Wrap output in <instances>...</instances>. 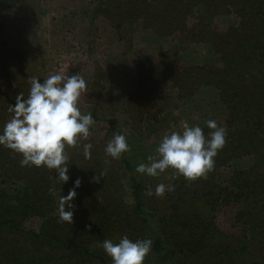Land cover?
I'll return each instance as SVG.
<instances>
[{
	"label": "trees",
	"instance_id": "1",
	"mask_svg": "<svg viewBox=\"0 0 264 264\" xmlns=\"http://www.w3.org/2000/svg\"><path fill=\"white\" fill-rule=\"evenodd\" d=\"M26 1L0 0V12ZM262 6L258 0H98L96 13L106 17L120 40L129 37L128 50H132L131 36L139 23L152 31L154 41L171 42L157 49L156 57L143 50L133 52L137 89L128 99L127 113L144 123H159L162 112L153 103L164 98L161 92L166 88L180 100L212 97L224 114L218 126L227 130L226 143L205 176L172 179L174 170L169 168L174 191L152 198L155 206L149 207L134 161L128 152L123 153L109 179L97 181L106 196L94 226H80L76 210L84 196L87 201L96 198L95 167L90 158L71 150L87 139L77 146L66 145L67 183L56 180L55 170L44 166L21 167L22 156L0 146V264H112L101 244L105 239L118 243L124 235L130 240L152 239L144 264H264ZM184 41L211 46L218 55L217 64H181L178 43ZM101 90L95 91L96 99L102 98ZM15 99L0 89V128L11 119L7 109ZM99 107L96 102L94 121L110 122L104 142L114 134L126 137L107 116L99 114ZM202 130L208 137L212 129ZM78 178L81 183L75 188L70 224L59 219L53 194L69 192ZM128 185L133 204L125 206L121 200ZM221 204L236 209L235 221L241 231L233 241L211 230ZM30 222H37L36 227L27 228Z\"/></svg>",
	"mask_w": 264,
	"mask_h": 264
},
{
	"label": "rangeland",
	"instance_id": "2",
	"mask_svg": "<svg viewBox=\"0 0 264 264\" xmlns=\"http://www.w3.org/2000/svg\"><path fill=\"white\" fill-rule=\"evenodd\" d=\"M260 1L264 3V0H258ZM97 2L98 0H27L24 4L0 12L1 91L8 96L16 97L20 93L28 96L33 78L42 81L49 73L56 72H64L67 75L80 74L86 82V89L78 101L81 114L92 115L95 104L98 103L99 109L102 108L99 114L107 116L112 121L111 124L126 133V140L130 146L128 154L134 161L135 170L138 164L148 163L149 156L157 157L156 148L163 136L172 131L182 132L184 122L189 126L198 125L203 129L207 127L208 120H215L217 125L224 120L223 112L218 109L212 97L197 96L180 100L175 94L172 95L174 91L170 92L167 88L161 92L164 98L153 103L155 110L162 112L163 115L159 123L149 121L144 123L130 116L126 109L128 99L137 89L133 52L143 50L146 54L156 57L157 49L165 48L171 42L154 41L152 31L139 23L135 25V32L131 36L132 50H128L126 45L129 37L123 41L118 38L117 32L106 17L96 13ZM231 9L233 11L232 7ZM178 44L181 64L210 67L216 65L219 60L218 55L207 44L185 41ZM89 49L93 52H89ZM97 75L100 76V80ZM100 87L102 90L99 94L103 95L98 100L95 98V91ZM109 124L110 122L106 121L95 122L85 143L78 144L81 148L77 146L71 149L76 155L90 158L95 167L93 174L97 177L94 181L97 187L93 193L96 198L87 201L84 196L83 202L77 201L80 203L77 205L79 210H76L80 226L96 224L95 215L101 211L106 196L103 194L104 191L102 192L103 187L98 185L109 179L113 166H118L119 159H113L105 153L107 143L104 139L109 132ZM88 143L92 145L91 154L85 157L82 147ZM136 174L142 184L144 196H148L146 194L148 188L153 191V195L146 198L148 207L155 206L150 200L157 199L154 194L157 184L170 183L168 169L157 177L137 172ZM103 186L108 188L107 183ZM67 195L66 190L54 192L53 199L57 209L61 196ZM117 199L116 196L115 201ZM121 201L125 206L133 204L129 185L126 186ZM71 203L73 204V200ZM218 208L219 211L214 213L212 233L230 236V240L234 236H239L241 230L235 221L236 209L232 204H221ZM80 214L82 219L79 218ZM36 225L37 222H30L27 228H35Z\"/></svg>",
	"mask_w": 264,
	"mask_h": 264
},
{
	"label": "clouds",
	"instance_id": "3",
	"mask_svg": "<svg viewBox=\"0 0 264 264\" xmlns=\"http://www.w3.org/2000/svg\"><path fill=\"white\" fill-rule=\"evenodd\" d=\"M86 89V82L80 74L67 75L64 72L49 73L42 81L31 80L27 98L20 93L15 104L9 105L12 113L0 128V146L22 156L20 166H44L55 170V179L67 183L69 180L65 147L77 146L90 134L95 123L91 113L81 114L78 101ZM206 126L213 131L205 137L200 126L183 123L182 132L166 133L156 148L157 157L149 156L148 163H140L136 172L150 177H157L167 169H173L172 179L183 176L192 180L205 176L214 167L216 157L226 143L227 130L218 126L215 120L206 121ZM85 157L90 156L92 145L84 144ZM130 151V146L123 134H114L105 147V153L113 159H119L123 153ZM73 189L67 196H61L58 216L61 221L71 224L75 188L80 186L76 179ZM172 183H160L155 187V195L163 196L165 192L174 191ZM52 189H50L51 191ZM148 196L153 195L148 188ZM150 238L130 240L122 236L118 243L105 239L101 247L112 260V264H144L152 248Z\"/></svg>",
	"mask_w": 264,
	"mask_h": 264
}]
</instances>
